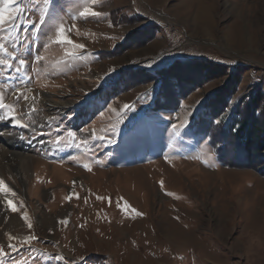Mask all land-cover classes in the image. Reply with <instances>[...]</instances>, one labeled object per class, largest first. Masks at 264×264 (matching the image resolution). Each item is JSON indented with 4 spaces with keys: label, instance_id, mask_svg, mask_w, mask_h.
Masks as SVG:
<instances>
[{
    "label": "rangeland",
    "instance_id": "obj_1",
    "mask_svg": "<svg viewBox=\"0 0 264 264\" xmlns=\"http://www.w3.org/2000/svg\"><path fill=\"white\" fill-rule=\"evenodd\" d=\"M44 7L15 0L0 25L26 60L20 74L0 67L4 102L35 96L15 105L27 127L0 120L35 159L26 177L0 174L12 190L0 191V264H264V154L249 164L234 140L224 166L209 135L185 132L264 102V0H55L40 26ZM54 17L85 49L55 42ZM47 98L68 108L49 112Z\"/></svg>",
    "mask_w": 264,
    "mask_h": 264
},
{
    "label": "snow or ice",
    "instance_id": "obj_2",
    "mask_svg": "<svg viewBox=\"0 0 264 264\" xmlns=\"http://www.w3.org/2000/svg\"><path fill=\"white\" fill-rule=\"evenodd\" d=\"M15 0H2V3L4 5L3 8H0V25H2L5 20H11L12 16L10 13L7 12V6L14 3ZM55 2V0H43V4L45 5L44 8L41 9V14L38 18V24L40 26L45 25L46 23H48V16H49V9L47 6L53 4ZM83 3H87L88 0H82ZM91 3L93 5H96L98 3V0H91ZM18 11H21V9H18ZM79 16L81 18L87 19L89 17L91 18H98L100 16H102V13L99 11H95L92 10L90 8L85 7L83 9V11H81L79 13ZM54 19H57L58 22V27L56 28V37H55V42L59 43V44H64V45H70L72 47V49L76 50H83L85 49L86 45L83 43H77L74 42L73 39H71L68 35V33L70 31H72V29L76 28V25L73 24L71 28H65L63 23L60 22L59 17H54ZM32 27L34 29L37 28V22H32ZM44 47H47V43H45L43 45ZM0 52L4 53L7 56L12 57L13 60H18V63L14 66L9 60H5L0 58V67L3 68H12L15 67V72L20 74L22 69L24 68L25 64H26V60L24 58H18L13 52H9V50L6 48V46L4 44H0ZM69 56H75V52L74 51H70L67 53ZM36 61H41L43 60V56L37 54V56L34 58ZM3 86H0V88H2ZM28 91H31V89H28ZM14 96L15 99L11 102V103H5L4 102V94L2 91H0V110H4L3 114H0V120L2 119H8L11 118V120L15 121V124L18 126H23V127H27V124H24L22 122L23 120V115H27L26 113L23 114L21 116L20 119L16 118V113H15V105L19 104L21 101H24L25 103L28 102L29 99H32L33 102L35 100V96L33 95L32 97H29L28 95L24 94L23 92H21L19 89L14 90ZM144 95H147V93H145ZM31 108L32 111H35L34 108H32L31 106H29ZM125 109H129L132 107V105L129 104H124L123 106ZM194 115V114H193ZM11 122V121H10ZM217 124L220 123L219 120L216 121ZM184 122L181 121V125H183ZM179 127V125H173V129L174 131ZM111 130L115 131V125L111 126ZM94 131V130H92ZM98 139H105L106 137H97ZM85 167H88L87 165H85ZM90 170V169H89ZM161 186H163V182L161 181ZM0 191H3L5 193L12 191L10 188L7 187V185L5 184V181L3 179H0ZM168 195H174L172 193H168ZM71 197H68V199H70ZM98 199H103L102 197H98ZM8 207L12 210V212H17L18 208L16 207L15 204H13L12 200H8ZM139 215V213H137ZM25 218H27L26 214H25ZM63 222V221H62ZM28 228L31 229L32 225L28 224ZM10 240L15 239V237H9ZM37 237L35 235H28L26 236L22 243L25 244H31L32 241L36 240ZM9 248H11L13 251L16 250V245L13 243H9L7 245ZM8 253L5 251L4 248H0V258L6 256ZM58 260L63 261L65 258L62 256H57L56 257ZM19 264V262H18Z\"/></svg>",
    "mask_w": 264,
    "mask_h": 264
},
{
    "label": "trees",
    "instance_id": "obj_3",
    "mask_svg": "<svg viewBox=\"0 0 264 264\" xmlns=\"http://www.w3.org/2000/svg\"><path fill=\"white\" fill-rule=\"evenodd\" d=\"M161 91L159 89L158 94H161ZM156 111H159L157 107ZM258 113L262 115L259 117ZM242 116L243 120L236 117L230 122L228 128H224L223 122L215 129L212 121L203 119L199 122L194 121L185 132L195 139L202 135H209L210 145L217 149L218 159L224 166L236 161L234 156L229 159V163L226 161V156L230 155L229 151H231V145L235 144V140L237 147L235 150L243 155L245 161L252 164L256 157L264 154V102L259 95L246 104Z\"/></svg>",
    "mask_w": 264,
    "mask_h": 264
},
{
    "label": "bare ground",
    "instance_id": "obj_4",
    "mask_svg": "<svg viewBox=\"0 0 264 264\" xmlns=\"http://www.w3.org/2000/svg\"><path fill=\"white\" fill-rule=\"evenodd\" d=\"M45 104L49 112H53L54 110H58L59 112H61L68 108L67 104L58 103L51 98H47ZM0 138L5 140L1 142L2 144H0V157L3 158V161L8 162L7 172L6 169L0 165V174H10L11 172L15 177L16 175H24L26 177L27 171L29 170L30 165L35 161V159L22 154V152H20L15 147L12 148L11 144H17L16 141L18 140L13 135L7 134V136H2ZM8 154L11 155L10 159H8L7 157Z\"/></svg>",
    "mask_w": 264,
    "mask_h": 264
}]
</instances>
